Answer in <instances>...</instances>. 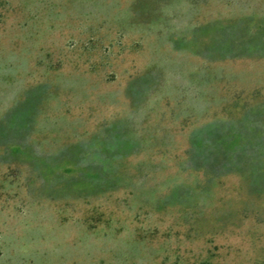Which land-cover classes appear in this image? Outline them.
Returning <instances> with one entry per match:
<instances>
[{"label":"rangeland","instance_id":"rangeland-1","mask_svg":"<svg viewBox=\"0 0 264 264\" xmlns=\"http://www.w3.org/2000/svg\"><path fill=\"white\" fill-rule=\"evenodd\" d=\"M0 264H264V0H0Z\"/></svg>","mask_w":264,"mask_h":264}]
</instances>
